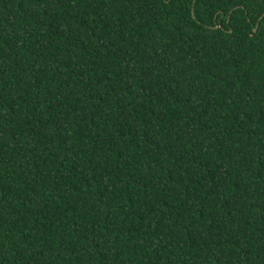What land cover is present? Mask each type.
Returning a JSON list of instances; mask_svg holds the SVG:
<instances>
[{"label": "trees", "instance_id": "obj_1", "mask_svg": "<svg viewBox=\"0 0 264 264\" xmlns=\"http://www.w3.org/2000/svg\"><path fill=\"white\" fill-rule=\"evenodd\" d=\"M0 264H264V0H0Z\"/></svg>", "mask_w": 264, "mask_h": 264}, {"label": "water", "instance_id": "obj_2", "mask_svg": "<svg viewBox=\"0 0 264 264\" xmlns=\"http://www.w3.org/2000/svg\"><path fill=\"white\" fill-rule=\"evenodd\" d=\"M255 31H256V28H255Z\"/></svg>", "mask_w": 264, "mask_h": 264}]
</instances>
